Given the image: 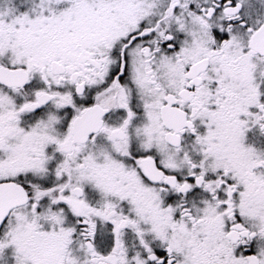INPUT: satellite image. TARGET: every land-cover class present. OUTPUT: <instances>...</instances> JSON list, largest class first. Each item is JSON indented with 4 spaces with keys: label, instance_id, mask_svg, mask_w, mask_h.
Returning <instances> with one entry per match:
<instances>
[{
    "label": "snow or ice",
    "instance_id": "6c2138e0",
    "mask_svg": "<svg viewBox=\"0 0 264 264\" xmlns=\"http://www.w3.org/2000/svg\"><path fill=\"white\" fill-rule=\"evenodd\" d=\"M0 264H264V0H0Z\"/></svg>",
    "mask_w": 264,
    "mask_h": 264
}]
</instances>
